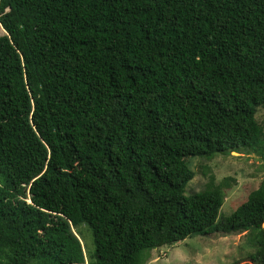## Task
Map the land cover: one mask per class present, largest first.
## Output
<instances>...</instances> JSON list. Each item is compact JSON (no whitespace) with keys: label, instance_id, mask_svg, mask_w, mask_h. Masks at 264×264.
I'll return each mask as SVG.
<instances>
[{"label":"trees","instance_id":"trees-1","mask_svg":"<svg viewBox=\"0 0 264 264\" xmlns=\"http://www.w3.org/2000/svg\"><path fill=\"white\" fill-rule=\"evenodd\" d=\"M0 26V264H144L214 232L264 264V178L227 215L228 178L186 192L188 158H264V0H0Z\"/></svg>","mask_w":264,"mask_h":264},{"label":"rangeland","instance_id":"rangeland-1","mask_svg":"<svg viewBox=\"0 0 264 264\" xmlns=\"http://www.w3.org/2000/svg\"><path fill=\"white\" fill-rule=\"evenodd\" d=\"M2 34L5 32L0 26ZM256 119L264 130V106L257 109ZM188 165L194 176L186 185L187 193L201 190L209 173L214 175L216 182L229 179L226 180L229 186L224 187V202L220 209L223 215L231 213L264 178V158L256 148H243L209 160L188 158ZM80 226L75 230L88 259V247L93 249L92 236L86 225ZM247 234L214 232L188 236L178 242L151 249L144 264H230L254 250Z\"/></svg>","mask_w":264,"mask_h":264},{"label":"water","instance_id":"water-1","mask_svg":"<svg viewBox=\"0 0 264 264\" xmlns=\"http://www.w3.org/2000/svg\"><path fill=\"white\" fill-rule=\"evenodd\" d=\"M264 224V223H263Z\"/></svg>","mask_w":264,"mask_h":264}]
</instances>
